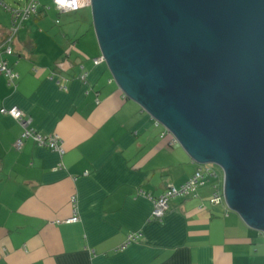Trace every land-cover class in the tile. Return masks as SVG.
Returning <instances> with one entry per match:
<instances>
[{
    "label": "crops",
    "instance_id": "1",
    "mask_svg": "<svg viewBox=\"0 0 264 264\" xmlns=\"http://www.w3.org/2000/svg\"><path fill=\"white\" fill-rule=\"evenodd\" d=\"M10 25L0 7V44ZM13 48L19 78L14 87L0 74V109L18 107L39 134H57L65 154L33 141L16 149L23 130L0 114V264H264V234L209 203L212 188L224 194L221 169L198 198L177 197L152 219L153 201L200 165L116 83L89 5L60 13L40 3ZM73 198L80 221L66 224ZM132 233L142 238L120 250Z\"/></svg>",
    "mask_w": 264,
    "mask_h": 264
},
{
    "label": "water",
    "instance_id": "2",
    "mask_svg": "<svg viewBox=\"0 0 264 264\" xmlns=\"http://www.w3.org/2000/svg\"><path fill=\"white\" fill-rule=\"evenodd\" d=\"M103 61L125 95L264 234V0H91Z\"/></svg>",
    "mask_w": 264,
    "mask_h": 264
},
{
    "label": "built area",
    "instance_id": "3",
    "mask_svg": "<svg viewBox=\"0 0 264 264\" xmlns=\"http://www.w3.org/2000/svg\"><path fill=\"white\" fill-rule=\"evenodd\" d=\"M52 3L60 13H76L79 12L84 7V5L90 6L91 0H77L76 7L72 6V0H68V3L63 6L57 3V0H52ZM0 7H2L11 14L10 28L5 39L0 44V74L5 76L10 86L16 87V82L19 76L9 66L6 58L14 54L13 45L20 30L24 26L25 22H27L29 19H31L38 13L40 3L38 0H31L22 9L14 10L6 7L3 1L0 0ZM100 62L102 61H96V63ZM86 77L87 74L82 73L80 80L86 81ZM55 78V75L51 77L52 80H55ZM57 83L60 85L59 81H57ZM60 88L63 90L66 89V87L61 85ZM0 114L11 117L20 125L23 130L20 139L15 144L16 149L21 150L27 141H33L39 147L47 148L58 153L60 157H63V155L65 154L61 138L57 134H52L48 136L39 134L33 128L32 119L18 107H12L10 109L1 108ZM157 125H159L158 122ZM168 134L170 133L165 130L162 134V137L164 138ZM174 140L176 141L175 138ZM210 179H217L216 172L212 171L209 168H204V166H200L194 176L189 179L187 183H185L183 186H181L180 188H170L162 196L153 201V211L151 214L152 219L162 221L170 210V202L177 197L198 198L199 191L206 185V183ZM209 203L212 206H220L225 204L226 201L224 194L214 188ZM72 204L74 207L73 217L65 221L66 224H76L80 221V216L77 209V200L75 198L72 199ZM141 238V233L130 234L126 240V243L120 248V250L127 249L130 245L137 242Z\"/></svg>",
    "mask_w": 264,
    "mask_h": 264
},
{
    "label": "rangeland",
    "instance_id": "4",
    "mask_svg": "<svg viewBox=\"0 0 264 264\" xmlns=\"http://www.w3.org/2000/svg\"><path fill=\"white\" fill-rule=\"evenodd\" d=\"M30 1L31 0H3V2H4V4H5L6 7L10 8V9H14V10L22 9ZM42 2L48 3V2H50V0H39V3L42 4ZM204 168H209L212 171H214L213 169H216L219 172L221 171L220 168L218 166H216V165H205ZM212 190L214 191V188H212Z\"/></svg>",
    "mask_w": 264,
    "mask_h": 264
},
{
    "label": "clouds",
    "instance_id": "5",
    "mask_svg": "<svg viewBox=\"0 0 264 264\" xmlns=\"http://www.w3.org/2000/svg\"><path fill=\"white\" fill-rule=\"evenodd\" d=\"M57 3L61 4L62 6L68 3V0H57ZM72 6H77V0H72Z\"/></svg>",
    "mask_w": 264,
    "mask_h": 264
}]
</instances>
